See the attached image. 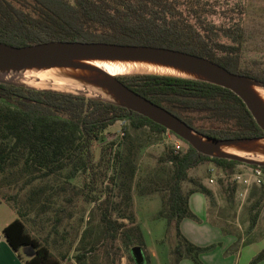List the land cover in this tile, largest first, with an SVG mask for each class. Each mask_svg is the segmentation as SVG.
<instances>
[{
    "label": "trees",
    "instance_id": "16d2710c",
    "mask_svg": "<svg viewBox=\"0 0 264 264\" xmlns=\"http://www.w3.org/2000/svg\"><path fill=\"white\" fill-rule=\"evenodd\" d=\"M180 4V0H0V42L23 46L50 40H79L163 46L203 56L264 85V64L259 60L242 62L241 45L248 36L242 18L230 24H215L208 18L212 14L209 10L192 7L185 12ZM217 31L231 42L215 39L212 34ZM117 77L206 135L235 138L263 134L242 99L228 88L167 75ZM116 121L127 122L129 128L123 126V143L118 147L111 141L95 161L94 144L102 140L104 131ZM166 132L165 127L148 117L100 98L0 82V199L17 213L2 232L15 251L25 246L33 248V254L25 257L24 263L66 264L65 254H53L47 235L41 239L31 234L24 219L30 212L39 216L52 211L54 222L50 230L58 233L57 226L66 211L62 203L57 205L60 191L78 174H91L94 179L98 164L105 160L114 168L115 190L125 206L121 208L120 202L115 203L118 217L134 225L133 190L139 195L159 191L157 215L165 219L167 231L173 230L176 236V243L169 250L171 264H178L182 258L202 264L199 257L206 248L183 236L179 224L185 217H194L189 207L190 194L198 191L213 199L214 193L189 171L211 161L228 174L236 165L245 163L201 154L169 131L187 146L180 150L171 146L158 158L162 166L147 176H137L141 148L152 143V136ZM246 165L264 172V166ZM105 177L113 180V176ZM60 179L62 182L57 184ZM185 181L193 184L187 191L183 189ZM220 183L223 184L221 179ZM10 187L16 188L15 192H10ZM224 190L234 196L231 183H226ZM260 191L264 196V184ZM256 192V188L251 189L248 198ZM86 199L94 202L97 198L90 195ZM66 201L71 202V198ZM257 216V213L252 216L249 229L255 225ZM97 223L98 232L94 236L92 228L80 233L75 264H88L94 254L88 252L89 248L95 251L107 238L118 236L130 250L135 245L141 246L145 264H150L138 224L124 229V222L111 219L107 205ZM104 252L107 264H114L110 246ZM129 258L134 260L131 254ZM263 258L264 249L250 264Z\"/></svg>",
    "mask_w": 264,
    "mask_h": 264
},
{
    "label": "rangeland",
    "instance_id": "374dc122",
    "mask_svg": "<svg viewBox=\"0 0 264 264\" xmlns=\"http://www.w3.org/2000/svg\"><path fill=\"white\" fill-rule=\"evenodd\" d=\"M180 3V7L185 10V12L190 11L192 7L196 10H201L202 8L209 10L208 12H212V14H208V18L215 24H230L242 18V23L248 28V36L241 45L242 62L244 64H250L253 60H259L264 64V0H180ZM212 36L215 39H222L228 43L231 42L221 37L218 31L213 33ZM117 76H123V74ZM27 85L31 86L29 84ZM34 88L54 89L36 86H34ZM69 92L96 98L100 96L95 91L87 88ZM123 126L129 129L127 122L122 123V121H116L104 131L102 140L96 142L93 146L95 161L99 159L102 150H104V146L108 147L111 141L116 142L118 147L120 146L119 144L123 141L121 136L122 131H124ZM173 138V134L169 131L159 136H152V143L145 144L139 152L137 158V176H147L151 174L156 167L162 166L158 158L163 156L166 150L173 146ZM116 145H113V149H115ZM186 146L187 144L184 143L182 149ZM108 164L109 163H106L105 160L98 164L96 169L97 174L94 179L91 178V174H78L77 177L71 179L69 183L64 185L63 190L60 191L59 197L57 198V205L62 203L66 207V211L62 214V222L57 226L58 233H52L50 230L54 222L52 211H48L39 216H35L34 212H30L28 217L24 219L27 229L41 239L47 235V243L53 254L59 256L63 253L66 256V264H75L74 256L77 253V240L80 233H82L85 228H92L94 231L92 232V236L98 232L97 222L103 207L107 205L111 219L124 222V229L131 228L135 224L139 225L145 242L144 252L149 258L150 254L147 246H149L151 242L152 247L157 252L159 251L160 253L161 251L160 255L162 258H160L159 255L160 259L158 264H171L170 257L165 259L164 255L165 250H170L176 243V236L173 230L167 231L166 221L157 215V211L160 208V192L156 191L147 195H139L136 189L133 190L132 210L136 220L134 225H132L128 219L119 218L118 211L115 210V203L120 202V197L117 196V191L115 190L114 168L110 167ZM240 168L247 170L246 165L242 164L236 165L234 170H239ZM231 172L232 171L227 174V172L223 171L211 161H204L189 171L191 176L198 179L205 186L211 188L214 193L213 199H209L202 192H199V196H202V200L204 201L203 206L199 202L200 207L198 208L199 204L197 205L196 197H194L193 205L190 206L194 217H185L191 220L192 226L189 225L184 227L192 234L198 228L197 226L202 225L204 221L208 222L205 219V201L207 198L208 219L211 221V223H208L212 227L211 230L209 229L210 232H207V237L209 238L208 242L203 245H198L206 248V250L201 252L203 257L201 255L199 257L202 264H221V262L223 263V259H227L225 264H231V262L234 264L236 260L238 261L242 246L244 244L243 247L252 245V241L250 242L251 244H248V242L255 237V234L263 232L260 238L264 237V196L261 195V186L252 187V189L256 188L257 192L250 199L248 198L249 196L244 199L238 198L236 194L230 196L224 190V186L228 182L231 183ZM107 175L113 176V180L105 177ZM210 178H213V183L208 182ZM220 179L223 184L220 183ZM60 182H62V179H60L57 184ZM192 186L193 184L191 182L185 181L183 183L184 191H187ZM15 189L14 187H10L9 191L15 192ZM90 195L95 196L97 198L96 201H88L86 196ZM68 197L71 198V202L66 201ZM256 200H259V202L255 204ZM102 201L104 202L102 203ZM119 204L121 208L125 207L123 202ZM9 212L13 211L10 210ZM68 213L71 214L68 215ZM255 213L258 214L256 223L249 229L251 218ZM31 219H33V221ZM217 225L221 230H219ZM202 227L203 226L200 228ZM222 232L234 236V239H231L232 242L227 246L225 245L229 242L228 236ZM62 233L64 234L63 238L61 237ZM109 246L114 256V264H136L134 260L129 258L131 250L125 245L124 240L121 239L120 236L116 238H107L104 243L99 244L95 251L93 248H89L88 252H94V254L93 258H89L88 264H107L108 256L105 254L104 249ZM25 247L22 248V253L24 254ZM252 258L249 260L248 264H250ZM244 262L245 260L241 259L239 264H244ZM150 264H153L151 258ZM192 264L194 263L192 262Z\"/></svg>",
    "mask_w": 264,
    "mask_h": 264
},
{
    "label": "water",
    "instance_id": "95a60500",
    "mask_svg": "<svg viewBox=\"0 0 264 264\" xmlns=\"http://www.w3.org/2000/svg\"><path fill=\"white\" fill-rule=\"evenodd\" d=\"M97 62L139 66L127 74L190 78L228 88L242 99L263 134L217 138L199 132L168 109L125 85ZM46 70L95 91L100 95L97 98L148 117L201 154L264 166V85L250 76L232 72L203 56L163 46L79 40H50L23 46L0 42V82L27 85L13 77ZM24 252L31 256L33 248L27 246ZM131 255L136 264H145L141 246H133Z\"/></svg>",
    "mask_w": 264,
    "mask_h": 264
},
{
    "label": "crops",
    "instance_id": "0c3cea01",
    "mask_svg": "<svg viewBox=\"0 0 264 264\" xmlns=\"http://www.w3.org/2000/svg\"><path fill=\"white\" fill-rule=\"evenodd\" d=\"M199 192H193L190 196H189V207L193 205V198L196 197V203L197 205L199 204V202L202 204H204V201L202 200V196L200 197ZM200 207V204L198 205V208ZM13 212H9L10 210ZM205 216H206V220L211 223V221H209L208 219V211H207V198L205 201ZM17 217V213L9 207V205H7L5 202H3L0 199V264H25L24 263V259L25 257H27V255H25L24 253H22V248H20L19 250L15 251L11 245L8 243V241L6 240L5 236L3 235V228L9 223L11 222L13 219H15ZM165 220V219H164ZM33 221V220H32ZM204 221L202 223V225L197 226L198 228L196 229V231L192 234L191 232H189L187 230V228L185 229L184 226H192L191 220H189L188 218H183L179 224L180 227V231L183 234V236H185L189 241H191L192 243H194L195 245H203L206 244L208 242V237H207V232H210L211 227L209 225V223ZM34 224V222H33ZM195 225V224H194ZM215 225V224H214ZM201 226H203L202 228H200ZM216 226V225H215ZM217 227L219 228V230H221V228L217 225ZM216 227V228H217ZM210 229V230H209ZM207 230V231H205ZM29 231V230H28ZM31 234H33L34 236H37L36 234H34L33 232L29 231ZM199 232V234H198ZM223 234H225L224 232H222ZM263 233V232H262ZM262 233L260 234H255V237H253L248 244L252 241V245L249 246H242V249L240 251V255L238 256V261L236 260L234 262V264H239V262L241 261V259H244L245 262L244 264H248L249 260L256 254L259 253V251L264 249V237L260 238L262 235ZM228 237V243L225 245H229L232 241L231 239H234V236L231 234H225ZM264 236V234H263ZM221 237V235H220ZM260 238V239H259ZM257 240V241H256ZM260 241V242H259ZM246 244V245H248ZM251 244V243H250ZM259 244V245H258ZM148 248V252L150 254V258L151 261L156 264H158L159 259L162 258L161 257V251L159 253V251L157 252L151 245V242L149 244V246H147ZM248 249V250H245ZM239 250V249H238ZM205 254V253H204ZM160 255V258H159ZM202 256V254H200ZM165 259L170 257L169 255V249L165 250ZM203 257V256H202ZM227 261V259H223V263L221 262V264H225V262ZM192 260L189 258H182L178 264H192ZM194 263V262H193ZM195 264V263H194ZM232 264V262H231ZM254 264H264V258Z\"/></svg>",
    "mask_w": 264,
    "mask_h": 264
},
{
    "label": "bare ground",
    "instance_id": "6f19581e",
    "mask_svg": "<svg viewBox=\"0 0 264 264\" xmlns=\"http://www.w3.org/2000/svg\"><path fill=\"white\" fill-rule=\"evenodd\" d=\"M96 64L113 75L127 74L139 69L138 65L127 63L97 62ZM13 79L36 87H50L66 91H79L83 89L80 84L48 70L35 73L26 72L14 76Z\"/></svg>",
    "mask_w": 264,
    "mask_h": 264
},
{
    "label": "built area",
    "instance_id": "2783aa9c",
    "mask_svg": "<svg viewBox=\"0 0 264 264\" xmlns=\"http://www.w3.org/2000/svg\"><path fill=\"white\" fill-rule=\"evenodd\" d=\"M124 123V121H122ZM123 132L121 133V135ZM173 146L175 150L183 148L184 142L173 134ZM246 165V164H242ZM247 170L240 168L239 170H233L231 172V184L234 186V194L238 198H246L253 186H262L264 184L263 176L264 172L259 167H253L246 165ZM209 183H213V178L208 180Z\"/></svg>",
    "mask_w": 264,
    "mask_h": 264
}]
</instances>
